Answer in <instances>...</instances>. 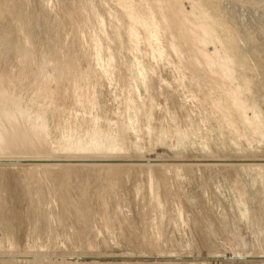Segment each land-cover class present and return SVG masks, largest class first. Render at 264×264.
<instances>
[{"label": "rangeland", "instance_id": "obj_1", "mask_svg": "<svg viewBox=\"0 0 264 264\" xmlns=\"http://www.w3.org/2000/svg\"><path fill=\"white\" fill-rule=\"evenodd\" d=\"M16 1L17 0H15L14 2L16 3ZM47 1L20 0V5L19 3H17L18 4L17 5L13 2L15 9L12 7L13 8L12 10L13 11L16 10V12L18 11L20 13V16H17L15 12L16 15L14 21L10 18L11 16L9 17V15L8 16L3 15L2 12L3 7L0 10V14L3 15L2 17L0 16L1 18L0 29L2 28L0 30V38L2 39V41L5 42V44L4 42L2 43L0 39V44H1L0 48L3 47L0 49V53L2 54V55L0 54V58H1L0 76L1 75L4 76V77L3 76L0 77L1 78L0 84L3 85L2 87H4L2 88L0 86V91L2 90L4 92H8L9 95L11 92L13 93V94L11 93V97L7 99V101L10 103H8L7 101L4 103H8L7 111L14 110L13 115L4 114L5 111L4 108H6L5 107L6 104H4L3 106L2 103H0L1 105L0 123L2 125L0 127V143H1L0 144V157H1L0 158V169H1L0 170V193H1L0 194V200H1L0 201V264H32V262L33 264H43V262L44 264L46 263L47 264H56V263L57 264H74V263L97 264L96 261H98V264H125V263L126 264H134V263L160 264L158 262H161V264L162 263L163 264H170V263L171 264H264V169L261 170L262 174L259 173L260 172L259 168H264L263 167L264 166V113H261L264 110V0H201V1L173 0V3L172 0L169 1L168 0H149V1L126 0L124 2L125 3L124 5L118 4L116 0L115 1L114 0H102V1L101 0H73V1L47 0ZM2 2H0V4ZM135 3L136 5L142 4L143 9L146 10L145 12L148 13V16L149 17L153 16L152 17L153 21L155 20L154 23L157 26V30H156L157 35L155 37L152 38L148 37L145 29L136 24L134 28L137 31V34L139 35L138 40L136 42H133L129 37L127 29L129 28L130 25H134V23L129 22V20L124 18L122 15L126 11L124 9L125 8L124 6L126 5L136 6L133 5ZM147 5L153 6V7L150 6V8L152 9L148 8L149 6ZM155 6L158 7L156 8ZM25 8H27L28 10ZM88 8L90 9L88 10ZM159 8L163 10V13L160 12ZM193 8L196 9L194 10ZM200 8H202L201 12H198L200 11L198 10ZM8 9L11 10L10 7ZM193 11L195 12V14ZM197 12L199 14H196ZM202 12L203 14H201V16L203 18L198 19L200 13ZM70 13L71 15L74 14L75 17L73 18L72 17L73 15L70 17ZM207 13L210 15V17ZM33 14L34 16H32ZM182 14L185 17L186 20L184 19V21L186 22L182 20L181 21L182 23L178 25L179 19L184 18ZM44 15L47 17H45ZM64 15L67 17H65ZM162 16H165V18L168 20L167 23L168 25L162 21ZM24 18L28 20L26 21ZM119 18L120 19L122 18V20H120ZM191 18L192 19L194 18L195 19L194 21L197 24L196 23L194 24L193 23L194 21L191 20ZM35 19L37 22L35 21ZM42 19H44L45 21ZM2 21L3 23L1 26ZM34 21L39 25L37 24L36 26ZM13 22L15 23V25ZM200 22L205 23L208 29L210 28L208 26L213 27L209 29L212 37L210 40H208L209 42H207V44L200 42V38H201L200 36L202 35L201 33L198 32L199 29H197V26L199 25ZM32 23H34L35 25ZM184 23L186 26L184 25ZM202 23H200V25H202ZM10 24L11 26H8ZM17 24L19 25V28L16 27ZM191 24L192 25L194 24V26H192ZM216 24H218V26ZM12 26L14 27L15 30H13ZM34 26L36 28H34ZM4 27L10 29L8 30L10 32L8 39L5 38L3 39L2 31L5 30ZM31 28H33V30ZM184 30L186 31V35ZM191 30L195 32L194 33L195 36H198V37H193V39L196 38L195 43L194 41L192 43H188L189 41L188 38ZM212 30L214 32H211ZM215 31L218 32V33L216 32L218 35L216 36V38H215L216 35ZM13 32L15 35L13 34ZM21 32L22 34L24 33L23 34L24 36L23 35L21 36L20 34ZM254 32L256 35L254 34ZM25 35H26V39H28L30 50L32 52L28 49L29 47L24 48L26 46H22L23 45L22 37L25 39ZM11 39H13L14 41H11ZM94 39H99L97 50L100 52V60L98 61V63H96L93 60L94 56L92 57V55H95V48H96L94 47ZM170 42L173 44V46L175 44L176 48L174 46V49L177 50H174L172 46L169 45ZM91 44L93 45V47ZM195 44L197 47L195 46ZM12 45H14V47ZM7 46H8V51H7ZM18 47L23 51H19ZM25 49L28 50L27 51L28 54ZM215 49L218 50V54H216V57L218 55L223 56L224 54L226 55L228 54L227 56H229L230 59L229 63L231 65V69L233 68L232 72L222 74V70L220 69L219 66L213 65V67H208L207 65H205L206 61H204L205 59L203 55L205 53L211 55L214 53ZM24 50L26 53L24 52ZM14 51H15V56L17 53L19 54L20 52H22L23 54L22 53H21L22 55L17 54L18 57L16 56L17 58L16 59L13 54ZM168 51L170 54L168 53ZM74 52L76 53V55ZM202 52L204 53L202 54ZM54 53L56 54L53 55ZM24 54L27 55L24 56ZM4 55L5 57H3ZM83 55L86 56V61H85V57L82 58ZM191 55L192 57H190ZM22 56L26 57V59H22L23 58ZM200 56L201 58H199ZM61 57L63 58V61ZM78 57H80V59ZM138 57L139 59H137ZM75 58L77 62L75 61ZM90 58L92 59V61L90 60ZM20 59L23 62L25 61L24 65L21 64L22 61ZM19 61L21 62L19 63ZM56 62H60V64ZM31 63L33 64L31 65ZM35 63L37 64L35 65ZM72 63H74L72 65L74 69H72L71 66ZM3 64L4 66H2ZM28 64L30 66H28ZM21 65L23 66L21 67ZM66 65L67 67L68 66L69 67L67 68ZM60 66L62 68L65 67V69H62ZM78 66H80L81 68ZM111 66H113L114 68ZM175 66H177L176 67L177 69L175 68ZM192 66H194L195 68ZM143 67L146 69H144ZM3 71H5L4 73L6 72L7 73L4 74ZM145 71L148 75L145 73ZM33 72L36 73V75H34ZM21 73L23 76L20 75ZM66 73L68 74L66 75ZM6 75L9 76L6 77ZM32 75L35 77L32 78ZM11 76L13 77L12 78L13 82L15 81L14 78L16 79L14 84L13 82H11ZM46 76L47 78L45 79ZM205 76H209V77H205ZM28 77H31L32 79L31 78L28 79ZM82 77L85 78L82 79ZM5 78L8 79V81H6ZM133 78H135L134 81ZM99 80L101 83L99 82ZM76 82L79 84H77ZM55 83L58 86L54 85ZM201 83H203V85ZM243 83L244 86H242ZM15 84H17L16 88H15ZM195 84L197 87L195 86ZM218 84L219 86H217ZM221 84L223 85V87ZM237 86L240 88L241 91V93H239L241 95L239 99H241L243 103L242 110L240 111L235 106V103H233V99L231 98L230 95V92L233 91ZM10 87L12 88V90L13 88L15 90L12 91ZM253 87H255V89ZM8 89H10L11 91H8ZM205 89L209 91H206ZM54 90L57 91L55 92ZM82 90H83V94H80L79 92L82 93ZM197 90L200 92H198ZM51 91L53 95L54 93L56 94L54 96L51 95L52 94ZM254 91L259 93V95H257L256 92L254 93ZM33 95L35 98L33 97ZM42 95H44V97ZM48 95L52 97L50 98V101L48 99L49 98ZM127 95L130 97H128ZM222 95H226L227 97L226 96L225 97L227 99L225 97H222ZM192 96L195 99H193ZM1 99L3 98L1 97ZM26 99L28 101H26ZM223 99H225L226 101ZM227 101H229V103L232 101V103L229 104ZM226 102L228 103V105ZM219 104L222 105L220 106ZM39 105L42 107H40ZM39 112L41 115L39 114ZM232 114L233 115L235 114L234 115L235 117ZM242 114L243 116L241 118ZM254 114H256V116L258 117L257 119L258 121L256 120V122L259 123L258 127L255 129H253V125H250L246 121L252 119ZM260 114H262L263 117ZM4 115L7 116L5 117ZM31 116L33 119L31 118ZM229 116L230 118H228ZM214 119H216V121L218 119L217 123ZM13 121L16 122V125L14 124ZM214 121L216 124L220 126L219 129H217L218 125H216ZM118 124H120L121 126L120 125L118 126ZM240 124H244V125L241 126ZM31 125L32 126L34 125L35 127L33 129H29L31 128ZM14 126L15 129L17 128V126L23 127L24 132L28 131V129L29 131H31L32 136L38 139V141L35 143L36 145H34L33 147L36 148L37 150H32L24 146L22 143L25 142L24 140L25 138H21L16 134L13 135V132H11V130H14ZM26 126L28 129L26 128ZM6 128L10 130L6 131ZM122 129L125 132H123ZM65 130L67 131L66 133ZM249 132H251L253 135H251V133ZM121 134L124 136L120 137ZM115 135L118 137H116ZM228 136L230 137V139ZM108 137H111L112 139L111 138L109 139ZM119 137L122 139H120ZM12 138H14L15 140L14 139L12 140ZM240 138H242V140ZM18 139H20L21 143H19ZM12 141L15 142L14 143L15 145L13 144ZM97 142L99 143V145ZM120 142L121 145H119ZM71 144L75 146L77 152L78 150H80L83 151V153L80 151H79L80 153L79 152L77 153L76 151L73 153L71 149L72 148ZM10 145L16 148L15 149L11 148ZM96 145H98L101 148H99ZM120 146L123 148H121ZM90 147L92 148L91 149L92 151L89 150ZM108 147H111L113 151L103 153V151L106 150ZM145 148L146 150H144ZM69 149L71 150V152H69ZM27 150L29 153L27 152ZM61 151L63 154L61 153ZM66 152L69 154H67ZM16 154L19 156H17ZM35 155L36 156L52 155V157L55 158V160H57V158L62 159L64 155L67 156L69 155L68 158L67 157L63 158L64 162L60 160L61 161V165H59L61 167L60 170L63 171L64 169H68V170L72 169L71 170L72 172L73 171L77 172V170L80 169V172L83 174L80 176L84 180L87 176L86 181L88 180L87 181L88 184L91 186L94 185L91 188L93 189L94 187H96L97 190L101 189L103 185V183L101 184V182H104L100 180V174H102L103 171L108 168L107 164H113V167L117 169L119 173H121L122 178H120L119 183L120 181L123 182L120 184L121 185L120 187L118 184L119 188L117 187L115 191L116 193H113V191L112 193L110 192L111 193V195H109L110 206L106 208V210H108L107 212L109 215H113L114 214L113 212L116 213V215L114 214V217L115 218L117 217L118 219L116 218L117 223L115 224L118 226L120 225L121 226L120 228H122V230H118L115 228L113 229V227L102 226L103 222H101L100 219H98L99 221H97L96 217H99V214H96V212L98 213L99 210L96 209L97 205L94 202L91 204L92 207H90V209L92 210L90 214L91 220L89 221L88 228L86 230H81L80 232V230L77 228L74 229L70 228L72 227L71 224H67V226L65 225V223L63 224L62 220H60L62 213L58 212L56 213L57 215H55L57 203H55L52 200H55V198L57 197H54L52 193L53 190L51 188L52 184L50 181L53 179V177L57 178L58 176V178H60L59 177L60 175L58 174L56 176L53 175V177L52 176L49 177L50 179L47 178L48 180H46L45 178H43L42 180L39 179L38 181L40 183L38 181L37 182L35 181L33 175H30L32 178L30 176L29 178H26L28 177V175H26L25 173L28 174L29 172L26 171L25 168L26 166L24 165H26V161L31 160L30 159L31 156H35ZM101 156L102 157L112 156V158H114V160L117 161L115 163L114 162L110 163L112 160L109 159V157L103 159ZM79 157L82 160H86V161L88 160L89 162H91L92 166L90 165V167H84L85 169L81 167H77V162H78L77 160L79 159ZM93 159L95 162L93 161ZM102 160L103 162L104 161L105 162L102 163ZM96 163H99V165ZM162 163L164 164V166ZM72 165L75 166L73 167ZM88 170H90V172ZM151 170L163 171L162 173L163 178H166L169 181V182L167 181L169 184L168 190L170 191V193H174L175 197L172 196V199L167 198V200L159 199L158 200L159 203L158 201L155 202V199L152 198L154 195L153 194L154 190L153 188L150 189V185L153 184L155 186L156 181L155 178L150 179L149 177V171ZM99 171L102 172L99 173ZM90 173H91L90 175L91 178L89 177ZM157 175L160 176V174ZM162 175L160 176L161 178ZM39 176H42V174L39 173ZM146 176H148L149 179ZM58 178L56 180H59ZM95 178L96 180L98 179L97 180L98 183L95 180ZM29 179L32 182L29 181ZM141 179L143 181H141ZM89 181L90 182L92 181L91 182L92 184ZM27 182H29L31 185L29 184L30 185L29 186ZM34 185H36L38 189L35 188ZM31 187L33 189L35 188L34 190L37 196L32 195L34 194V190ZM29 189H32L33 192L30 191ZM24 190L26 191V193L29 194L27 195ZM152 191L153 193H151ZM137 193L139 195H137ZM26 197L28 198L26 199ZM29 200L31 201V203L29 202ZM37 200H39L40 203L39 202L37 203ZM118 205L119 207L120 206L121 207L118 208ZM111 208L112 209L116 208V209L114 211ZM119 209L121 210L119 211ZM135 213L137 214L135 215ZM129 220L133 222L136 221L137 224L132 222L128 224L130 222ZM20 221L23 224L20 223ZM118 222L121 224H118ZM124 223L125 224L127 223L129 227H127L128 225L126 226ZM132 224L134 225V228ZM37 225L39 226V228H37L38 227ZM128 228H132L130 229L131 232ZM142 228L144 229V233L142 232L143 231ZM67 230H69V232ZM102 231H104L105 233ZM135 231L136 233H138L139 231L140 234L144 236L145 240L142 235H139V233L136 234ZM145 231L146 232L148 231L147 232L148 234ZM69 233L71 236L69 235ZM134 233L136 236L133 238ZM35 235L38 236L36 237ZM146 235L147 237H145ZM67 236L69 241L66 239ZM104 236H106V238ZM60 238L62 240H60ZM83 238L85 242H81V240L83 241ZM148 238L149 240L147 241L146 239ZM55 239H57V241ZM135 239H137L136 242ZM140 239L143 242L145 241L147 243L142 244V241ZM103 240L106 241L107 244ZM110 241H112L113 243L112 242L110 243ZM148 242L150 245L148 244ZM57 246H58V250H56ZM105 249L106 251H104ZM61 250H62V254H61ZM72 253L73 255H71ZM114 253L116 254L114 255ZM46 256L48 257V259L46 258ZM46 261H48L49 263ZM71 261L73 262L71 263Z\"/></svg>", "mask_w": 264, "mask_h": 264}, {"label": "bare ground", "instance_id": "obj_2", "mask_svg": "<svg viewBox=\"0 0 264 264\" xmlns=\"http://www.w3.org/2000/svg\"><path fill=\"white\" fill-rule=\"evenodd\" d=\"M3 1V2H2ZM2 1H0V2H2L1 4H0V10H1V8H2V12H3V15H6V16H8L9 15V17L14 21V18H15V15L17 14V16H20V13L17 11L16 12V10L15 11H13L12 9L14 8V5H13V2L15 1V0H2ZM18 1V2H17ZM16 1V3L15 4H17V3H19V5H20V0H17ZM47 1V0H46ZM52 1V0H51ZM65 1V0H64ZM70 1V0H69ZM73 1V0H72ZM102 1V0H101ZM115 1V0H114ZM126 0H116V2L118 3V4H125L124 2H125ZM135 1V0H134ZM149 1V0H148ZM169 1V0H168ZM199 1H201V0H199ZM198 1V2H199ZM37 2V1H36ZM48 2V1H47ZM105 2V1H104ZM110 2V1H109ZM161 2V1H160ZM167 2V1H166ZM171 2V1H170ZM197 2V1H196ZM22 3V2H21ZM43 3H45V2H43ZM66 3V2H65ZM70 3V2H69ZM73 3V2H72ZM103 3V2H102ZM106 3V2H105ZM114 3V2H113ZM172 3H173V0H172ZM178 3V2H177ZM53 4V3H52ZM90 4V3H89ZM158 4V3H157ZM180 4V3H179ZM201 4V3H200ZM18 5V4H17ZM16 5V6H17ZM25 5V4H24ZM31 5H32V2H31ZM60 5V4H59ZM69 5H72V4H69ZM74 5V4H73ZM133 5H136V3L135 4H133ZM146 5V4H145ZM161 5V4H160ZM159 5V6H160ZM178 5V4H177ZM199 5V4H198ZM22 6H23V4H22ZM54 6V5H53ZM128 6V7H127ZM147 6H149V5H147ZM151 6V5H150ZM150 6L148 7V8H150ZM174 6V5H173ZM194 6V5H193ZM197 6V5H196ZM235 6V5H234ZM252 6V5H251ZM11 8V10L10 9H8V8ZM13 7V8H12ZM64 7V6H63ZM67 7V6H66ZM72 7V6H71ZM86 7H88V6H86ZM125 8V13H123V17L124 18H126L127 20H129V22H132V23H134V25H130L129 26V28L127 29L128 31V34H129V37L131 38V40L133 41V42H136L137 40H138V37H139V35L137 34V31L135 30V28H134V26H135V24L136 25H138V26H141L142 28H144L145 29V31H146V33H147V35H148V37H150V38H152V37H155L156 35H157V26L155 25V23H154V21H153V16L152 17H149L148 16V13H146L145 11L146 10H144L143 9V5L142 4H137L136 6H129V5H126V6H124ZM145 7V6H144ZM151 7H153V6H151ZM156 7V6H155ZM158 7V6H157ZM156 7V8H157ZM168 7H170V6H168ZM179 7V6H178ZM198 7V6H197ZM262 7V6H261ZM53 8V7H52ZM56 8H58V7H56ZM92 8V7H91ZM115 8V7H114ZM199 8V7H198ZM15 9V8H14ZM25 9H27V8H25ZM33 9V8H32ZM36 9V8H35ZM50 9V8H49ZM68 9H70V8H68ZM68 9H66V10H68ZM90 8H88V10H89ZM150 9H152V8H150ZM160 9V8H159ZM172 9V8H171ZM175 9V8H174ZM194 9V8H193ZM196 9V8H195ZM194 9V10H195ZM201 9L202 8H200V9H198V10H200V11H198V12H201ZM28 10V9H27ZM56 10V9H55ZM92 10V9H91ZM178 10V9H177ZM180 10V9H179ZM183 10V9H182ZM35 11V10H34ZM54 11V10H53ZM57 11V10H56ZM149 11V10H148ZM165 11V10H164ZM175 11V10H174ZM184 11V10H183ZM203 11V10H202ZM253 11V10H252ZM15 12H16V14H15ZM25 12V11H24ZM38 12V11H37ZM63 12V11H62ZM160 12L161 13H163V10L162 9H160ZM173 12V11H172ZM182 12V11H181ZM185 12V11H184ZM194 12V11H193ZM196 13V14H199V13ZM206 12H207V9H206ZM40 13V12H39ZM47 13V12H46ZM53 13V12H52ZM60 13V12H59ZM87 13V12H86ZM178 13V12H177ZM180 13V12H179ZM191 13V12H190ZM27 14V13H26ZM31 14V13H30ZM29 14V15H30ZM54 14V13H53ZM67 14V13H66ZM175 14H176V12H175ZM192 14V13H191ZM194 14H195V12H194ZM201 14H203V12L202 13H200V16H201ZM208 14V13H207ZM206 14V15H207ZM254 14V13H253ZM3 15H1L0 14V16L2 17ZM22 15V14H21ZM42 15H43V13H42ZM51 15V14H50ZM73 15V16H72ZM71 15V13H70V17L72 16L73 18L75 17L74 16V14H72ZM80 15V14H79ZM86 15V14H85ZM160 15H162V14H160ZM164 15V14H163ZM174 15V14H173ZM183 15V14H182ZM186 15V14H185ZM188 15V14H187ZM209 15V14H208ZM207 15V16H208ZM27 16V15H26ZM32 16H34V14L32 15ZM32 16H31V18H32ZM37 16V15H36ZM45 16V15H44ZM43 16V17H44ZM62 16V15H61ZM65 16V15H64ZM68 16H69V14H68ZM121 16V15H120ZM155 16V15H154ZM178 16V15H177ZM180 16V15H179ZM197 16V15H196ZM199 16V18L198 19H202L203 17L201 16L200 17ZM206 16V17H207ZM8 17V18H9ZM23 17V16H22ZM45 17H47V16H45ZM65 17H67V16H65ZM93 17V16H92ZM95 17V16H94ZM103 17V16H102ZM114 17H116V16H114ZM174 17H176V16H174ZM183 17H184V15H183ZM190 17V16H189ZM193 17H194V15H193ZM198 17V16H197ZM209 17H210V15H209ZM213 17V16H212ZM211 17V18H212ZM62 18H64V17H62ZM83 18V17H82ZM97 18V17H96ZM156 18V17H155ZM1 19V18H0ZM2 19H5V18H2ZM25 19V18H24ZM30 19V18H29ZM34 19V18H33ZM32 19V20H33ZM89 19V18H88ZM120 19V18H119ZM184 19H185V17L183 18V19H179V22H178V25H180L182 22V20L184 21ZM213 19V18H212ZM8 20V19H7ZM11 20V21H12ZM22 20H23V18H22ZM26 21L28 20V19H25ZM31 20V21H32ZM42 20H44V19H42ZM63 20H65V19H63ZM71 20V19H70ZM87 20V19H86ZM99 20V19H98ZM120 20H122V18L120 19ZM178 20V19H177ZM186 20V19H185ZM191 20H195L194 18L192 19L191 18ZM4 21V20H3ZM3 21L1 22V26H2V23H3ZM10 21V20H9ZM18 21V20H17ZM17 21H16V23H17ZM19 21H20V19H19ZM35 21H36V19H35ZM35 21H34V23H35ZM45 21V20H44ZM60 21V20H59ZM68 21V20H67ZM76 21V20H75ZM79 21V20H78ZM157 21V20H156ZM162 21L163 22H165V24H167L168 23V20L165 18V16H162ZM200 21V20H199ZM202 21H204V20H202ZM5 22H6V20H5ZM29 22V21H28ZM37 22V21H36ZM63 22V21H62ZM80 22V21H79ZM98 22V21H97ZM108 22V21H107ZM121 22V21H120ZM161 22V21H160ZM159 22V23H160ZM184 22H186V21H184ZM197 22H198V20H197ZM14 23V22H13ZM25 23V22H24ZM34 23H32V24H34ZM45 23V22H44ZM132 23H130V24H132ZM190 23H191V21H190ZM194 24L196 23L195 21L193 22ZM200 23H202V22H200ZM200 23H199V25L197 26V29H199L198 30V32L199 33H201V35L202 36H200L201 38H200V42H202V43H205V44H207V42H209L208 40H210L211 39V37H212V35H211V33H210V28H213V27H211V26H208V27H210L209 29L207 28V26L205 25V23H202V25H200ZM209 23V22H208ZM19 24V23H18ZM17 24V25H18ZM31 24V23H30ZM36 24V26H37V24L38 23H35ZM34 24V25H35ZM74 24V23H73ZM84 24V23H83ZM98 24V23H97ZM113 24V23H112ZM121 24V23H120ZM188 24V23H187ZM194 24L192 25V26H194ZM197 24V23H196ZM203 24H204V26H203ZM207 24V23H206ZM14 25H15V23H14ZM13 25V26H14ZM16 25V27H18L19 28V25L17 26ZM24 25V24H23ZM22 25V26H23ZM39 25V24H38ZM42 25H43V23H42ZM77 25V24H76ZM128 25V24H127ZM168 25V24H167ZM184 25H185V23H184ZM217 26H218V24H216ZM5 26V25H4ZM8 26H11V24L10 25H8ZM12 26V28H13V30H15L14 29V27ZM26 26V25H25ZM30 26V25H29ZM40 26H41V24H40ZM87 26V25H86ZM99 26V25H98ZM173 26V25H172ZM182 26V25H181ZM186 26V25H185ZM184 26V27H185ZM31 27V26H30ZM57 27V26H56ZM118 27H120V26H118ZM127 27V26H126ZM163 27V26H162ZM166 27V26H165ZM188 27V26H187ZM25 28V27H24ZM34 28H36L35 26H34ZM41 28H42V26H41ZM77 28V27H76ZM82 28V27H81ZM137 28V27H136ZM186 28V27H185ZM218 28V27H217ZM2 29V28H1ZM0 29V30H1ZM4 29L5 30H3L2 31V33H3V39L5 38V39H8V36H9V34H10V32L8 31V30H10V29H8V28H6V27H4ZM17 29V28H16ZM32 30H33V28H31ZM40 29V28H39ZM94 29V28H93ZM120 29V28H119ZM183 29V28H182ZM223 29V28H222ZM18 30V29H17ZM20 30V29H19ZM21 30H22V28H21ZM41 30V29H40ZM54 30V29H53ZM166 30V29H165ZM179 30H181V29H179ZM213 30H215V29H213ZM211 31V32H214V31ZM247 30V29H246ZM47 31H49V30H47ZM71 31V30H70ZM76 31V30H75ZM81 31V30H80ZM119 31V30H118ZM169 31V30H168ZM167 31V32H168ZM196 31V30H195ZM12 32V31H11ZM20 32V31H19ZM23 32H24V30H23ZM29 32H30V30H29ZM57 32V31H56ZM92 32V31H91ZM161 32V31H160ZM163 32V31H162ZM171 32V31H170ZM184 32H185V35H186V31L184 30ZM217 31H215V33H216ZM251 32V31H250ZM262 32V31H261ZM39 33V32H38ZM41 33V32H40ZM69 33V32H68ZM78 33V32H77ZM194 33L195 32H193L192 30L190 31V34H189V41H188V43H192L193 41H194V43H195V39L196 38H194L193 39V37H198V36H195L194 35ZM197 33V32H196ZM218 33V32H217ZM217 33H216V35H215V38H216V36H218L217 35ZM13 34H14V32H13ZM21 34V36L24 34H22V32L20 33ZM19 34V35H20ZM26 34V33H25ZM58 34V33H57ZM83 34V33H82ZM167 34V33H166ZM254 34H255V32H254ZM2 35V34H1ZM11 35H12V33H11ZM15 35V34H14ZM28 35V34H27ZM162 35V34H161ZM169 35V34H168ZM173 35V34H172ZM214 35V34H213ZM256 35V34H255ZM24 36V35H23ZM87 36V35H86ZM165 36V35H164ZM163 36V37H164ZM15 37V36H14ZM46 37V36H45ZM53 37V36H52ZM77 37V36H76ZM93 37V36H92ZM170 37H171V34H170ZM173 37V36H172ZM175 37H176V35H175ZM21 38V37H20ZM37 38V37H36ZM39 38V37H38ZM182 38H184V37H182ZM186 38H187V36H186ZM247 38V37H246ZM1 39V38H0ZM15 39V38H14ZM22 42H23V45L22 46H26V47H24V48H28L29 50H30V46H29V43H28V39H26V35H25V39L22 37ZM50 39V38H49ZM87 39V38H86ZM161 39V38H160ZM165 39V38H164ZM198 39V38H197ZM217 39H218V37H217ZM222 39V38H221ZM250 39H252V38H250ZM255 39V38H254ZM10 40V39H9ZM57 40V39H56ZM77 40H78V38H77ZM246 40V39H245ZM11 41H14L13 39H11ZM16 41V40H15ZM33 41V40H32ZM50 41V40H49ZM51 41H52V39H51ZM98 41H99V39H94V47H96L95 48V55H92V57L94 56V58H93V60L96 62V63H98V61L100 60V52L97 50V45H98ZM141 41V40H140ZM162 41V40H161ZM173 41V40H172ZM171 41V42H172ZM1 42L3 43L4 41H2V39H1ZM10 42V41H9ZM57 42V41H56ZM92 42V41H91ZM170 42V43H171ZM175 42H177V41H175ZM179 42H180V40H179ZM199 42V41H198ZM220 42V41H219ZM230 42V41H229ZM255 42V41H254ZM17 43V42H16ZM40 43V42H39ZM86 43V42H85ZM162 43V42H161ZM169 43V45H171L172 46V48L174 49V46H175V44H174V46H173V44L171 43L170 44ZM197 43V42H196ZM213 43H215V42H213ZM4 44H5V42H4ZM11 44V43H10ZM67 44V43H66ZM120 44V43H119ZM167 44V43H166ZM180 44V43H179ZM184 44V43H183ZM9 45V44H8ZM78 45V44H77ZM92 45V44H91ZM190 45V44H189ZM0 46H1V44H0ZM13 47H14V45H12ZM45 46V45H44ZM129 46H131V45H129ZM195 46H196V44H195ZM5 47H6V45H5ZM49 47V46H48ZM78 47V46H77ZM81 47V46H80ZM84 47V46H83ZM87 47V46H86ZM85 47V48H86ZM92 47H93V45H92ZM168 47V46H167ZM166 47V48H167ZM191 47H193V46H191ZM197 47V46H196ZM1 48H3V47H1ZM0 48V49H1ZM11 48V47H10ZM23 48V47H22ZM23 48V49H24ZM36 48V47H35ZM141 48V47H140ZM164 48V47H163ZM175 48H176V46H175ZM255 48V47H254ZM257 48H258V46H257ZM18 49H19V47H18ZM48 49V48H47ZM73 49V48H72ZM145 49V48H144ZM200 49V48H199ZM199 49H198V51H199ZM14 50H15V48H14ZM16 50H17V48H16ZM26 50V52L28 51L27 49H25ZM25 50H24V52H25ZM51 50V49H50ZM71 50V49H70ZM69 50V51H70ZM143 50V49H142ZM168 50V49H167ZM170 50V49H169ZM174 50H177V49H174ZM205 50V49H204ZM7 51H8V46H7ZM9 51H10V49H9ZM12 51V50H11ZM19 51H23V50H21V49H19ZM31 51V50H30ZM90 51V50H89ZM92 51V50H91ZM102 51H103V49H102ZM4 52V51H3ZM25 52V53H26ZM32 52V51H31ZM42 52V51H41ZM63 52V51H62ZM94 52V51H93ZM136 52V51H135ZM205 52V51H204ZM204 52H202V54L204 53ZM254 52V51H253ZM9 53V52H8ZM22 52H20L18 55H20ZM50 53V52H49ZM61 53V52H60ZM75 53V52H74ZM82 53H84V52H82ZM168 53H169V51H168ZM1 54V53H0ZM5 54V53H4ZM13 54H14V56H15V51L13 52ZM17 54H16V56H17ZM23 54V53H22ZM21 54V55H22ZM27 54H28V52H27ZM26 54V55H27ZM37 54V53H36ZM45 54V53H44ZM48 54V53H47ZM56 53H54L53 55H55ZM70 54V53H69ZM79 54H81V53H79ZM92 54V53H91ZM170 54V53H169ZM192 54V53H191ZM197 54V53H196ZM213 54H214V56H213ZM213 54H211V55H208V54H204L203 55V57H204V61H206V64L205 65H207L208 67H213V65H216V66H219L220 67V69L222 70V74L223 73H230V72H232V69H231V65H230V59H229V56H227L226 54H224L223 56H217L216 57V54H218V50L217 49H215V51H214V53ZM2 55V54H1ZM7 55V54H6ZM10 55V54H9ZM25 54H24V56H26ZM30 55V54H29ZM28 55V56H29ZM34 55V54H33ZM41 55V54H40ZM58 55V54H57ZM56 55V56H57ZM75 55H76V53H75ZM84 55H86V54H84ZM83 55V57L82 58H84L85 57V61H86V56H84ZM177 55V54H176ZM188 55V54H187ZM16 56H15V58H16ZM24 56H22L23 58L22 59H26V57H24ZM27 56V57H28ZM31 56H32V54H31ZM35 56V55H34ZM33 56V57H34ZM45 56V55H44ZM52 56V55H51ZM62 56V55H61ZM80 56H82V55H80ZM111 56V55H110ZM172 56H173V54H172ZM199 56V55H198ZM3 57H5V55L3 56ZM18 57V56H17ZM43 57V56H42ZM59 57H60V55H59ZM64 57H66V56H64ZM75 57V56H74ZM105 57V56H104ZM108 57V56H107ZM183 57V56H182ZM190 57H192V55L190 56ZM32 58V57H31ZM30 58V59H31ZM39 58V57H38ZM49 58V57H48ZM54 58V57H53ZM52 58V59H53ZM62 58V57H61ZM76 58H77V56H76ZM76 58H75V61H76ZM79 59H80V57H78ZM111 58V57H110ZM184 58H185V56H184ZM183 58V59H184ZM198 58V57H197ZM199 58H201V56L199 57ZM1 59V58H0ZM17 59V58H16ZM37 59V58H36ZM40 59H41V57H40ZM56 59V58H55ZM107 59V58H106ZM114 59V58H113ZM137 59H139V57L137 58ZM177 59V58H176ZM13 60V59H12ZM19 60V59H18ZM21 60V59H20ZM32 60V59H31ZM30 60V61H31ZM34 60V59H33ZM67 60V59H66ZM74 60V59H73ZM72 60V61H73ZM82 60V59H81ZM90 60L92 61V59L90 58ZM105 60V59H104ZM143 60V59H142ZM172 60V59H171ZM202 60V59H201ZM258 60V59H257ZM17 61V60H16ZM22 61V60H21ZM21 61H19V63L21 62ZM29 61V60H28ZM61 61V60H60ZM62 61H63V58H62ZM65 61V60H64ZM78 61H80V60H78ZM84 61V62H85ZM130 61V60H129ZM186 61V60H185ZM18 62V61H17ZM23 62V61H22ZM21 62V64H23L24 65V62L22 63ZM77 62V61H76ZM145 62V61H144ZM149 62V61H148ZM169 62V61H168ZM183 62H184V60H183ZM194 62V61H193ZM6 63V62H5ZM28 63H30V62H28ZM39 63V62H38ZM43 63V62H42ZM53 63H54V61H53ZM56 63H59L60 64V62H56ZM75 63V62H74ZM74 63H72L71 64V66L74 64ZM121 63V62H120ZM235 63V62H234ZM2 64V63H1ZM11 64V63H10ZM9 64V65H10ZM13 64V63H12ZM15 64V63H14ZM33 63H31V65H32ZM37 63H35V65H36ZM92 64V63H91ZM173 64V63H172ZM185 64H187V63H185ZM204 64V63H203ZM23 65H21V67L23 66ZM41 65V64H40ZM55 65V64H54ZM63 65V64H62ZM79 65H80V63H79ZM81 65H82V63H81ZM146 65H148V64H146ZM174 65V64H173ZM234 65V64H233ZM1 66V65H0ZM2 66H4V64L2 65ZM13 66H16V65H13ZM25 66H27V65H25ZM28 66H30L29 64H28ZM44 66V65H43ZM42 66V67H43ZM64 66V65H63ZM77 66V65H76ZM95 66V65H94ZM100 66V65H99ZM158 66V65H157ZM186 66V65H185ZM203 66V65H202ZM20 67V68H21ZM33 67H34V65H33ZM37 67V66H36ZM41 67V66H40ZM57 67H58V65H57ZM61 67V66H60ZM60 67H59V69H60ZM66 67H67V65H66ZM69 67V66H68ZM67 67V68H68ZM74 67H75V65H74ZM78 67H80V66H78ZM77 67V68H78ZM104 67V66H103ZM111 67H113V66H111ZM119 67V66H118ZM145 67V66H144ZM143 67V68H144ZM148 67V66H147ZM177 66H175V68H176ZM179 67V66H178ZM188 67H189V65H188ZM192 67H194V66H192ZM204 67V66H203ZM5 68V67H4ZM26 68V67H25ZM28 68V67H27ZM31 68V67H30ZM38 68H39V65H38ZM62 68V67H61ZM66 68V69H67ZM76 68V69H77ZM81 68V67H80ZM79 68V69H80ZM114 68V67H113ZM153 68H154V66H153ZM183 68V67H182ZM181 68V69H182ZM195 68V67H194ZM197 68V67H196ZM206 68V67H205ZM216 68V67H215ZM8 69V68H7ZM13 69V68H12ZM54 69H55V67H54ZM62 69H65V67L64 68H62ZM72 69H74L73 68V66H72ZM83 69V68H82ZM144 69H146V68H144ZM177 69V68H176ZM175 69V70H176ZM187 69V68H186ZM29 70V69H28ZM34 70H35V68H34ZM43 70V69H42ZM57 70H58V68H57ZM85 70V69H84ZM116 70V69H115ZM21 71H23V70H21ZM25 71H26V69H25ZM45 71V70H44ZM64 71V70H63ZM66 71H68V70H66ZM71 71V70H70ZM80 71V70H79ZM95 71V70H94ZM155 71H156V69H155ZM169 71V70H168ZM171 71V70H170ZM194 71H195V69H194ZM218 71V70H217ZM237 71V70H236ZM5 71H3V73H4ZM42 72V71H41ZM54 72V71H53ZM52 72V73H53ZM58 72V71H57ZM74 72V71H73ZM72 72V73H73ZM117 72V71H116ZM159 72V71H158ZM205 72V71H204ZM213 72V71H212ZM2 73V74H3ZM7 73V72H6ZM6 73H4V74H6ZM22 73H24V72H22ZM22 73L20 74V75H22ZM34 73V72H33ZM45 73V72H44ZM60 73V72H59ZM70 73V72H69ZM75 73V72H74ZM78 73H80V72H78ZM86 73H88V72H86ZM112 73V72H111ZM134 73V72H133ZM145 73H146V71H145ZM182 73V72H181ZM180 73V74H181ZM184 73V72H183ZM203 73V72H202ZM68 73H66V75H67ZM93 74V73H92ZM99 74V73H98ZM147 74V73H146ZM166 74V73H165ZM185 74V73H184ZM191 74H192V72H191ZM198 74H199V72H198ZM206 74V73H205ZM26 75H27V73H26ZM30 75H31V73H30ZM34 75H36V73H34ZM42 75V74H41ZM85 75V74H84ZM83 75V76H84ZM148 75V74H147ZM162 75V74H161ZM187 75V74H186ZM189 75V74H188ZM208 75V74H207ZM238 75V74H237ZM248 75V74H247ZM3 75H1L0 77H2ZM9 76V75H8ZM7 75H6V77H8ZM23 76V75H22ZM21 76V77H22ZM44 76V75H43ZM82 76V75H81ZM113 76V75H112ZM176 76V75H175ZM4 77V76H3ZM33 77H35V76H33L32 75V78ZM42 77V76H41ZM40 77V78H41ZM50 77V76H49ZM179 77V76H178ZM186 77V76H185ZM205 77H209V76H205ZM222 77V76H221ZM220 77V78H221ZM12 76H11V82H13V80H12ZM23 78V77H22ZM31 77H28V79H30ZM31 78V79H32ZM47 78V76L45 77V79ZM55 78V77H54ZM74 78H76V77H74ZM83 78H85V77H82V79ZM173 78V77H172ZM176 78V77H175ZM196 78V77H195ZM216 78V77H215ZM234 78V77H233ZM250 78V77H249ZM1 79V78H0ZM6 79V78H5ZM27 79V80H28ZM37 79V78H36ZM35 79V80H36ZM44 79V78H43ZM50 79V78H49ZM48 79V80H49ZM70 79V78H69ZM76 79H78V78H76ZM134 79L135 78H133V81H134ZM137 79V78H136ZM164 79V78H163ZM162 79V80H163ZM170 79V78H169ZM200 79V78H199ZM222 79V78H221ZM14 80L16 81V79L14 78ZM23 80V79H22ZM26 80V79H25ZM38 80V79H37ZM41 80V79H40ZM40 80H39V83H40ZM71 80V79H70ZM156 80V79H155ZM171 80H173V79H171ZM171 80H170V83H171ZM201 80V79H200ZM207 80V79H206ZM238 80V79H237ZM245 80V79H244ZM6 81H8V79H6ZM10 81V80H9ZM15 81L13 82V84L15 83ZM43 81V80H42ZM44 81H46V80H44ZM51 81V80H50ZM59 81V80H58ZM69 81V80H68ZM80 81V80H79ZM94 81V80H93ZM108 81V80H107ZM123 81V80H122ZM127 81V80H126ZM205 81V80H204ZM4 82V81H3ZM23 82V81H22ZM31 82V81H30ZM77 82H78V80H77ZM76 82V83H77ZM81 82V81H80ZM86 82V81H85ZM89 82V81H88ZM98 82V81H97ZM99 82H100V80H99ZM121 82V81H120ZM150 82V81H149ZM189 82V81H188ZM191 82V81H190ZM193 82V81H192ZM203 82V81H202ZM209 82V81H208ZM219 82V81H218ZM242 82H243V80H242ZM249 82V81H248ZM1 83V82H0ZM45 83V82H44ZM60 83H61V81H60ZM75 83V84H76ZM94 83V82H93ZM101 83V82H100ZM117 83V82H116ZM186 83V82H185ZM194 83V82H193ZM196 83V82H195ZM204 83H206V82H204ZM4 84V83H3ZM8 84H9V82H8ZM32 84V83H31ZM42 84V83H41ZM59 84V83H58ZM70 84V83H69ZM74 84V85H75ZM77 84H79V83H77ZM83 84V83H82ZM115 84V83H114ZM132 84V83H131ZM180 84V83H179ZM202 85H203V83H201ZM234 84V83H233ZM232 84V85H233ZM242 84V83H241ZM258 84V83H257ZM256 84V85H257ZM16 85L17 84H15V88H16ZM50 85V84H49ZM54 85H57L56 83L54 84ZM60 85V84H59ZM136 85V84H135ZM209 85H211V84H209ZM222 85V84H221ZM0 86L2 87L3 85H1L0 84ZM6 86V85H5ZM37 86V85H36ZM47 86V85H46ZM58 86V85H57ZM79 86V85H78ZM100 86V85H99ZM185 86V85H184ZM183 86V87H184ZM187 86V85H186ZM195 86H196V84H195ZM206 86V85H205ZM217 86H219V84L217 85ZM240 86V85H239ZM242 86H244V83H243V85ZM253 86H255V85H253ZM76 87V86H75ZM83 87H84V85H83ZM129 87H131V86H129ZM175 87V86H174ZM197 87V86H196ZM222 87H223V85H222ZM2 88H4V87H2ZM18 88V87H17ZM31 88V87H30ZM41 88V87H40ZM39 88V89H40ZM49 88H50V86H49ZM74 88V87H73ZM91 88V87H90ZM113 88V87H112ZM176 88V87H175ZM174 88V89H175ZM186 88V87H185ZM204 88H206V87H204ZM226 88V87H225ZM230 88H231V86H230ZM254 89H255V87H253ZM260 88V87H259ZM7 89V88H6ZM10 89L12 90V88L10 87ZM10 89H8V91H11ZM43 89V88H42ZM75 89V88H74ZM83 89V88H82ZM86 89V88H85ZM89 89V88H88ZM121 89V88H120ZM130 89V88H129ZM134 89V88H133ZM157 89V88H156ZM177 89H178V86H177ZM182 89V88H181ZM184 89V88H183ZM187 89V88H186ZM194 89V88H193ZM203 89V88H202ZM253 89V90H254ZM258 89V88H257ZM15 89L13 88V90L12 91H14ZM33 90V89H32ZM35 90V89H34ZM52 90V89H51ZM73 90V89H72ZM206 90V89H205ZM25 91H26V89H25ZM37 91V90H36ZM50 91V90H49ZM55 91V90H54ZM57 91V90H56ZM55 91V92H56ZM76 91V90H75ZM75 91H74V94H75ZM85 91V90H84ZM89 91V90H88ZM87 91V92H88ZM92 91V90H91ZM90 91V92H91ZM102 91H103V89H102ZM134 91V90H133ZM184 91V90H183ZM186 91V90H185ZM193 91H195V90H193ZM198 91V90H197ZM206 91H209V90H206ZM216 91V90H215ZM219 91V90H218ZM259 91V90H258ZM30 92V91H29ZM32 92V91H31ZM42 92V91H41ZM46 92V91H45ZM89 92V93H90ZM107 92H108V90H107ZM122 92H123V90H122ZM126 92V91H125ZM131 92V91H130ZM169 92V91H168ZM198 92H200V91H198ZM203 92V91H202ZM227 92H228V90H227ZM245 92V91H244ZM250 92V91H249ZM253 92V91H252ZM251 92V93H252ZM256 91H254V93H255ZM12 93V92H11ZM11 93H10V95H9V93L8 92H4V91H0V95H1V97L3 98V99H1V97H0V99H1V101H0V103H2V105L4 106V104H6L5 105V107L6 108H4V114H9V115H13V113H14V110H12V111H7L8 110V103H10V102H8L7 101V99L8 98H10L11 97ZM39 93V92H38ZM49 93V92H48ZM51 93H52V91H51ZM71 93V92H70ZM80 94H83V90H82V93L81 92H79ZM93 93V92H92ZM135 93V92H134ZM188 93H190V92H188ZM212 93H213V91H212ZM212 93H211V95H212ZM220 93H221V91H220ZM239 93H241V91H240V88L237 86L233 91H231L230 92V95H231V98L233 99V103H235V106L237 107V109L240 111V110H242V106H243V103H242V101H241V99H239L240 98V94ZM257 93V92H256ZM13 94V93H12ZM18 94V93H17ZM56 93H54V95H55ZM68 94V93H67ZM78 94V93H77ZM86 94V93H85ZM99 94V93H98ZM130 94V93H129ZM152 94H154V93H152ZM167 94V93H166ZM186 94V93H185ZM193 94V93H192ZM202 94H204V93H202ZM215 94V93H214ZM217 94V93H216ZM224 94V93H223ZM25 95V94H24ZM27 95V94H26ZM29 95V94H28ZM46 95H47V93H46ZM50 95V94H49ZM48 95V96H49ZM51 95H53V93L51 94ZM53 95V96H54ZM58 95V94H57ZM88 95V94H87ZM188 95V94H187ZM194 95H195V93H194ZM198 95V94H197ZM196 95V96H197ZM221 95V94H220ZM227 95V94H226ZM226 95H222V97H225ZM251 95V94H250ZM257 95H259V93H257ZM31 96V95H30ZM29 96V97H30ZM38 96V95H37ZM43 97H44V95H42ZM59 96V95H58ZM79 96V95H78ZM128 96V95H127ZM152 96V95H151ZM179 96V95H178ZM199 96V95H198ZM201 96V95H200ZM28 97V96H27ZM33 97H34V95H33ZM46 97V96H45ZM77 97V96H76ZM82 97V96H81ZM102 97V96H101ZM114 97V96H113ZM121 97H122V95H121ZM120 97V98H121ZM128 97H130V96H128ZM149 97V96H148ZM173 97H174V95H173ZM203 97H206V96H203ZM221 97V98H222ZM227 97V96H226ZM225 97V98H226ZM250 97V96H249ZM35 98V97H34ZM40 98V97H39ZM47 98V97H46ZM45 98V99H46ZM50 98H52L51 96H49V101H50ZM56 98V97H55ZM69 98V97H68ZM72 98H73V96H72ZM78 98V97H77ZM83 98V97H82ZM109 98V97H108ZM134 98V97H133ZM150 98V97H149ZM152 98V97H151ZM179 98V97H178ZM192 98L193 99H195L193 96H192ZM220 98V97H219ZM41 99V98H40ZM44 99V100H45ZM90 99V98H89ZM114 99V98H113ZM127 99V98H126ZM176 99H177V97H176ZM190 99V98H189ZM199 99V98H198ZM204 99V98H203ZM214 99V98H213ZM216 99V98H215ZM227 99V98H226ZM229 99V98H228ZM251 99V98H250ZM39 100V99H38ZM43 100V101H44ZM76 100V99H75ZM74 100V101H75ZM85 100V99H84ZM95 100V99H94ZM116 100V99H115ZM123 100V99H122ZM147 100V99H146ZM153 100V99H152ZM155 100V99H154ZM170 100V99H169ZM196 100H197V97H196ZM205 100V99H204ZM210 100V99H209ZM223 100H225V99H223ZM230 100V99H229ZM8 102V103H4V102ZM26 101H28L27 99H26ZM79 101H81V100H79ZM86 101V100H85ZM88 101V100H87ZM120 101V100H119ZM125 101V100H124ZM157 101V100H156ZM213 101V100H212ZM215 101V100H214ZM226 101V100H225ZM258 101H259V99H258ZM46 102V101H45ZM91 102V101H90ZM126 102H127V100H126ZM149 102V101H148ZM204 102V101H203ZM208 102V101H207ZM228 103H229V101H227ZM226 102V103H227ZM34 103V102H33ZM41 103V102H40ZM55 103V102H54ZM68 103V102H67ZM80 103H82V102H80ZM84 103V102H83ZM110 103V102H109ZM150 103V102H149ZM165 103V102H164ZM174 103V102H173ZM195 103H198V102H195ZM209 103V102H208ZM228 103H227V105H228ZM230 103H232V101L230 102ZM229 103V104H230ZM249 103V102H248ZM29 104V103H28ZM43 104V103H42ZM41 104V105H42ZM51 104V103H50ZM49 104V105H50ZM146 104V103H145ZM156 104V103H155ZM159 104V103H158ZM207 104V103H206ZM212 104V103H211ZM225 104V103H224ZM62 105V104H61ZM96 105V104H95ZM129 105V104H128ZM220 106L222 105V104H219ZM232 105V104H231ZM253 105V104H252ZM257 105V104H256ZM1 106V105H0ZM26 106V105H25ZM40 106V105H39ZM43 106V105H42ZM42 106H40V107H42ZM47 106V105H46ZM59 106V105H58ZM87 106V105H86ZM110 106H112V105H110ZM145 106V105H144ZM149 106V105H148ZM156 106V105H155ZM161 106V105H160ZM230 106V105H229ZM246 106V105H245ZM12 107V106H11ZM37 107V106H36ZM44 107H45V105H44ZM55 107V106H54ZM64 107H65V105H64ZM138 107V106H137ZM199 107V106H198ZM233 107V106H232ZM247 107V106H246ZM255 107V106H254ZM3 108V107H2ZM58 108V107H57ZM82 108V107H81ZM84 108V107H83ZM112 108V107H111ZM191 108V107H190ZM230 108V107H229ZM10 109V108H9ZM13 109V108H12ZM45 109V108H44ZM44 109H43V111H44ZM50 109V108H49ZM133 109H135V108H133ZM231 109V108H230ZM229 109V110H230ZM256 109V108H255ZM11 110V109H10ZM38 110V109H37ZM40 110V109H39ZM59 110V109H58ZM82 110V109H81ZM147 110V109H146ZM145 110V111H146ZM170 110V109H169ZM179 110V109H178ZM199 110V109H198ZM205 110V109H204ZM207 110V109H206ZM234 110H236V109H234ZM234 110H233V112H234ZM262 110V109H261ZM1 111V110H0ZM69 111H71V110H69ZM210 111V110H209ZM214 111V110H213ZM217 111H218V109H217ZM264 111V110H263ZM261 112V113H264V112ZM53 112V111H52ZM51 112V113H52ZM110 112V111H109ZM195 112V111H194ZM207 112V111H206ZM223 112V111H222ZM221 112V113H222ZM231 112V111H230ZM259 112V111H258ZM30 113V112H29ZM36 113H37V111H36ZM43 113V112H42ZM82 113V112H81ZM184 113V112H183ZM209 113V112H208ZM227 113V112H226ZM229 113V112H228ZM0 114H1V112H0ZM39 114H40V112H39ZM113 114V113H112ZM146 114V113H145ZM157 114H159V113H157ZM166 114V113H165ZM203 114V113H202ZM239 114V113H238ZM237 114V115H238ZM7 115H4L5 117L7 116ZM31 115V114H30ZM41 115V114H40ZM84 115H85V113H84ZM98 115V114H97ZM142 115V114H141ZM223 115V114H222ZM233 115V114H232ZM235 115V114H234ZM233 115V116H234ZM262 117H263V115L262 114H260ZM14 116H16V115H14ZM62 116V115H61ZM69 116V115H68ZM82 116V115H81ZM166 116V115H165ZM242 116H243V114L241 115V118H242ZM28 117V116H27ZM87 117V116H86ZM100 117V116H99ZM116 117V116H115ZM124 117V116H123ZM197 117V116H196ZM202 117V116H201ZM201 117H200V119H201ZM209 117H210V114H209ZM235 117V116H234ZM1 118V117H0ZM15 118V117H14ZM31 118H32V116H31ZM80 118V117H79ZM166 118V117H165ZM195 118V117H194ZM204 118H205V116H204ZM228 118H230V116L228 117ZM33 119V118H32ZM61 119V118H60ZM68 119V118H67ZM66 119V120H67ZM117 119V118H116ZM212 119V118H211ZM239 119V118H238ZM243 119H244V117H243ZM258 119V117L256 116V114H254L253 115V118L252 119H250V120H246L250 125H253V129H255V128H257L258 127V125H259V123L258 122H256V120ZM6 120V119H5ZM83 120V119H82ZM114 120H115V118H114ZM159 120V119H158ZM157 120V121H158ZM209 120V119H208ZM215 121H216V119H214ZM223 120H224V118H223ZM222 120V121H223ZM234 120V119H233ZM240 120V119H239ZM238 120V121H239ZM15 121V120H14ZM13 121V122H14ZM72 121V120H71ZM85 121V120H84ZM118 121V120H117ZM211 121V120H210ZM213 121V120H212ZM215 121H214V123H215ZM217 121H218V119H217ZM217 121H216V123H217ZM226 121V120H225ZM228 121V120H227ZM258 121V120H257ZM263 121V120H262ZM0 122H1V119H0ZM30 122V121H29ZM58 122V121H57ZM107 122V121H106ZM113 122V121H112ZM180 122V121H179ZM241 122V121H240ZM27 123V122H26ZM56 123V122H55ZM118 123V122H117ZM215 123V124H216ZM223 123V122H222ZM237 123V122H236ZM239 123V122H238ZM242 123V122H241ZM262 123V122H261ZM14 124L16 125V122H14ZM83 124V123H82ZM127 124V123H126ZM158 124V123H157ZM196 124V123H195ZM204 124H206V123H204ZM213 124V123H212ZM214 124V125H215ZM219 124H220V122H219ZM263 124V123H262ZM59 125V124H58ZM88 125V124H87ZM116 125V124H115ZM120 124H118V126H119ZM145 125V124H144ZM216 125H218V124H216ZM224 125V124H223ZM241 126H243L244 124H240ZM2 125H1V123H0V127H1ZM10 126V125H9ZM25 126V125H24ZM71 126V125H70ZM106 126V125H105ZM121 126V125H120ZM126 126V125H125ZM128 126V125H127ZM142 126V125H141ZM155 126V125H154ZM213 126V125H212ZM225 126V125H224ZM35 126L33 125H31V128H29V129H33ZM88 127V126H87ZM123 127H124V125H123ZM219 125H218V128L217 129H219ZM222 127V126H221ZM262 127H263V125H262ZM26 128H27V126H26ZM79 128V127H78ZM159 128V127H158ZM186 128H187V126H186ZM189 128V127H188ZM208 128V127H207ZM206 128V129H207ZM241 128V127H240ZM246 128V127H245ZM4 129V128H3ZM28 129V128H27ZM29 129H28V131H25L24 132V128L23 127H21V126H17V128L15 129V126H14V130H11V132H13V135L14 134H16V135H18L19 137H21V138H25L24 140H25V142H23L22 144L24 145V146H26L27 148H29V149H32V150H37L36 148H33L34 147V145H36L35 143L38 141V139L35 137H33L32 136V133H31V131H29ZM74 129V128H73ZM107 129V128H106ZM124 129H125V127H124ZM231 129V128H230ZM8 130H10V129H7L6 128V131H8ZM88 130V129H87ZM144 130V129H143ZM156 130V129H155ZM182 130H183V128H182ZM245 130V129H244ZM259 130V129H258ZM85 131V130H84ZM110 131V130H109ZM114 131V130H113ZM122 131H123V129H122ZM128 131V130H127ZM207 131V130H206ZM242 131H243V128H242ZM248 131H250V130H248ZM248 131H245V132H248ZM67 131L65 130V133H66ZM86 132V131H85ZM92 132V131H91ZM115 132V131H114ZM123 132H125V131H123ZM229 132V131H228ZM59 133V132H58ZM79 133H80V131H79ZM156 133V132H155ZM159 133V132H158ZM243 133V132H242ZM249 133H251V132H249ZM24 134H25V136H24ZM26 134H28V135H26ZM62 134V133H61ZM75 134V133H74ZM141 134V133H140ZM57 135V134H56ZM65 135V134H64ZM87 135V134H86ZM85 135V136H86ZM98 135H100V134H98ZM143 135V134H142ZM166 135V134H165ZM225 135V134H224ZM247 135V134H246ZM249 135V134H248ZM251 135H253L252 133H251ZM26 136H27V138H26ZM61 136V135H60ZM116 136V135H115ZM123 137L124 135H120V137ZM158 136V135H157ZM164 136V135H163ZM169 136V135H168ZM207 136V135H206ZM14 137V136H13ZM89 137V136H88ZM93 137V136H92ZM116 137H118V136H116ZM119 137V138H120ZM208 137V136H207ZM229 137V136H228ZM237 137V136H236ZM242 137V136H241ZM244 137V136H243ZM252 137V136H251ZM15 138V137H14ZM14 138H12V140L14 139ZM65 138V137H64ZM98 138V137H97ZM109 139L111 138V137H108ZM158 138H160V137H158ZM167 138V137H166ZM211 138V137H210ZM6 139V138H5ZM16 139V138H15ZM14 139V140H15ZM59 139V138H58ZM112 139V138H111ZM120 139H122V138H120ZM119 139V140H120ZM229 139H230V137H229ZM241 140H242V138H240ZM203 140V139H202ZM210 140V139H209ZM18 141H19V143H21L20 142V139H18ZM51 141V140H50ZM85 141V140H84ZM121 141V140H120ZM247 141V140H246ZM13 142V144L15 143L14 141H12ZM11 142V143H12ZM82 142V141H81ZM92 142V141H91ZM99 142V141H98ZM97 142V143H98ZM102 142V141H101ZM119 142V141H118ZM155 142V141H154ZM77 143V142H76ZM90 143V142H89ZM103 143V142H102ZM124 143V142H123ZM122 143V144H123ZM157 143V142H156ZM174 143V142H173ZM1 144V143H0ZM8 144H9V142H8ZM12 144V145H13ZM73 144V143H72ZM71 144V149H72V152L74 153L75 151H76V149H75V146L74 145H72ZM96 144V143H95ZM118 144V143H117ZM180 144V143H179ZM185 144V143H184ZM203 144V143H202ZM15 145V144H14ZM94 145V144H93ZM98 145H99V143H98ZM98 145H96V146H98ZM103 145V144H102ZM119 145H121V142H120V144ZM125 145V144H124ZM157 145V144H156ZM160 145V144H159ZM5 146V145H4ZM18 146V145H17ZM46 146V145H45ZM50 146V145H49ZM48 146V147H49ZM67 146V145H66ZM91 146V145H90ZM104 146V145H103ZM123 146V145H122ZM149 146V145H148ZM154 146V145H153ZM158 146V145H157ZM163 146V145H162ZM10 147L11 148H16V147H14V146H11L10 145ZM25 147V148H26ZM99 147V146H98ZM112 147V146H111ZM111 147H108L106 150H102L103 151V153H106V152H110V151H113V149L111 148ZM118 147V146H117ZM121 147V146H120ZM119 147V148H120ZM145 147V146H144ZM161 147V146H160ZM173 147V146H172ZM6 148V147H5ZM26 148V149H27ZM99 148H101V147H99ZM116 148V147H115ZM121 148H123V147H121ZM147 148V147H146ZM146 148L144 149V150H146ZM7 149V148H6ZM51 149V148H50ZM92 148L90 147L89 148V150H91ZM96 149H98V148H96ZM125 149V148H124ZM149 149V148H148ZM25 150V149H24ZM63 150V149H62ZM65 150H66V148H65ZM101 150V149H100ZM122 150V149H121ZM150 150V149H149ZM152 150V149H151ZM80 150H78V152H79ZM87 151V150H86ZM92 151V150H91ZM99 151V150H98ZM114 151H115V149H114ZM156 151H157V149H156ZM164 151V150H163ZM14 152H15V150H14ZM27 152H28V150H27ZM65 152V151H64ZM69 152H71V150L69 149ZM77 152V151H76ZM77 152V153H78ZM80 152H82L83 153V151H80ZM79 152V153H80ZM90 152V151H89ZM126 152V151H125ZM144 152V151H143ZM169 152V151H168ZM29 153V152H28ZM61 153H62V151H61ZM67 153V152H66ZM86 153V152H85ZM93 153V152H92ZM118 153V152H117ZM123 153H124V151H123ZM51 154V153H50ZM63 154V153H62ZM67 154H69V153H67ZM87 154V153H86ZM90 154V153H89ZM96 154V153H95ZM126 154V153H125ZM146 154V153H145ZM207 154V153H206ZM17 155V154H16ZM29 155V154H28ZM43 155V154H42ZM88 155V154H87ZM92 155V154H91ZM117 155V154H116ZM128 155V154H127ZM149 155V154H148ZM209 155H211V154H209ZM216 155V154H215ZM218 155V154H217ZM11 156V155H10ZM17 156H19V155H17ZM62 156V155H61ZM77 156V155H76ZM83 156H85V155H83ZM90 156V155H89ZM88 156V157H89ZM94 156V155H93ZM124 156H126V155H124ZM153 156V155H152ZM155 156V155H154ZM160 156H161V154H160ZM164 156V155H163ZM214 156V155H213ZM64 157H69V155L67 156V155H64L63 156V158ZM71 157V156H70ZM78 157V156H77ZM87 157V156H86ZM102 157V156H101ZM109 157V159H111L112 161L110 162V163H115L117 160H114V158H112V156L110 157V156H103L102 158L103 159H105V158H108ZM1 158V157H0ZM62 158V159H63ZM101 158V159H102ZM122 158V157H121ZM154 158V157H153ZM161 158V157H160ZM205 158V157H204ZM4 159V158H3ZM2 159V160H3ZM9 159V158H8ZM14 159V158H13ZM20 159H21V157H20ZM28 159H29V157H28ZM30 159L31 160H28V161H26V165H24V166H26L25 168H26V171L27 172H29L28 174L27 173H25L26 175H28V177H26V178H29V176L30 175H33L34 177L33 178H35V181L37 182L39 179H43V178H45L46 180H48L47 178H49V177H53V175H60L59 177L60 178H58V176H57V178L59 179V180H56L57 178L56 177H53V179L52 180H50L51 181V188H52V190H53V195H54V197H57V198H55V200H52V201H54L55 203H57V206H56V212H55V215H57L56 213H58V212H61L62 214H61V217H60V220H62V222H63V224L65 223V225L67 226V224H71V226L72 227H70V228H72V229H74V228H77V229H79L80 230V232H81V230H86L87 228H88V224H89V221L91 220V217H90V214H91V212H92V210L90 209V207H92V203L94 202L97 206V210H99L98 211V213L96 212V214H99V217H96L97 218V221H99L98 219H100L101 220V222H103V225L102 226H104V227H113V229L115 228V229H118V230H122V228H120L121 226L119 225H116L115 223H117L116 221H117V219L114 217V214L116 215V213L115 212H113L114 214L113 215H109L108 214V210H106V208H108L110 205V202H109V200H110V196L109 195H111V193H112V191H113V193H116L115 191H116V189H117V187H118V184H119V187L121 186L120 184L123 182V181H120V183H119V180H120V178H122L121 177V173H119L118 172V170L117 169H115L114 167H113V164H107V166H108V168L107 169H105L104 171H103V173L102 174H100V180H102V181H104V182H101V184L103 183V185H102V187H101V189L100 190H97V188L96 187H94L93 189L91 188V187H93L94 185H89L88 184V180L86 181V178H87V176H86V178H85V180L80 176V175H83L81 172H80V169H78L77 170V172L76 171H71V170H68V169H64L63 171H61L60 170V166L59 165H61V161H63L64 162V159L62 160L61 158L60 159H58L57 158V160H55V158H53L52 157V155H45V156H31L30 157ZM84 159V158H83ZM89 159V158H88ZM97 159V158H96ZM126 159V158H125ZM166 159V158H165ZM221 159V158H220ZM10 160V159H9ZM61 160V161H60ZM72 160H74V159H72ZM157 160H158V158H157ZM205 160V159H204ZM4 161V160H3ZM6 161V160H5ZM13 161V160H12ZM12 161H11V163H12ZM78 161V162H77ZM76 162H77V167H81V168H84V167H90V165L92 166V163L91 162H89L88 160V162L86 161V160H82V159H80V157H79V159L77 160ZM93 161H94V159H93ZM101 161V160H100ZM153 161V160H152ZM219 161V160H218ZM2 162V161H1ZM69 162V161H68ZM79 162H81V163H79ZM95 162V161H94ZM105 162V161H104ZM103 162V160H102V163H104ZM108 162H109V160H108ZM160 162V161H159ZM165 162V161H164ZM217 162V161H216ZM3 163V162H2ZM23 163H25V162H23ZM22 163V164H23ZM66 163V162H65ZM75 163V162H74ZM79 163V164H78ZM101 163V162H100ZM219 163V162H218ZM96 164H98L99 165V163H96ZM163 164V163H162ZM161 164V165H162ZM209 164V163H208ZM221 164V163H220ZM12 165V164H11ZM70 165V164H69ZM68 165V166H69ZM93 165H94V163H93ZM97 165V166H98ZM104 165V164H103ZM133 165V164H132ZM156 165H157V163H156ZM167 165V164H166ZM165 165V166H166ZM228 165V164H227ZM226 165V166H227ZM261 165H263V164H261ZM64 166V165H63ZM62 166V167H63ZM73 166V165H72ZM75 166V165H74ZM73 166V167H74ZM124 166V165H123ZM127 166H129V165H127ZM131 166V165H130ZM151 166V165H150ZM163 166H164V164H163ZM162 166V167H163ZM219 166V165H218ZM95 167V166H94ZM112 167V168H111ZM120 167H121V164H120ZM148 167V166H147ZM155 167V166H154ZM160 167V166H159ZM207 167V166H206ZM230 167V166H229ZM264 167V166H263ZM76 168V167H75ZM128 168V167H127ZM137 168V167H136ZM153 168V167H152ZM158 168V167H157ZM170 168V167H169ZM169 168H167V169H169ZM210 168V167H209ZM221 168V167H220ZM69 169H70V167H69ZM85 169V168H84ZM151 169V168H150ZM149 169V170H150ZM159 169V168H158ZM163 169V168H162ZM262 169H264V168H259V170H260V172L259 173H261V170ZM1 170V169H0ZM12 170V169H11ZM82 170V169H81ZM103 170V169H102ZM20 171V170H19ZM89 172H90V170H88ZM135 171V170H134ZM168 171H170V170H168ZM258 171V170H257ZM18 172V171H17ZM87 172V171H86ZM86 172H83V173H86ZM102 172V171H101ZM100 171H99V173H101ZM263 172V171H262ZM6 173V172H5ZM10 173V172H9ZM39 173L40 174H42V176H39ZM81 173V174H80ZM146 173V172H145ZM160 174V176L162 175V173H163V171H160V170H151V171H149V177H150V179H153V178H155V186L152 184V185H150V189H152L153 188V190H154V193H153V191L151 192V193H153L152 195H153V199H155V202L156 201H158L159 199H164V200H167V198H171L172 199V196H174V193H170V191L168 190V180L166 179V178H163V175H162V178L160 177V176H158L157 174ZM4 174V173H3ZM21 174V173H20ZM96 174V173H95ZM164 174H166V173H164ZM168 174V173H167ZM228 174V173H227ZM262 174V173H261ZM5 175V174H4ZM12 175V174H11ZM90 175H91V173L89 174V177H90ZM94 175V174H93ZM98 175V174H97ZM147 175V174H146ZM153 175V176H152ZM13 176V175H12ZM96 176V175H95ZM142 176V175H141ZM171 176V175H170ZM31 177V176H30ZM94 177V176H93ZM147 178H148V176H146ZM145 177V178H146ZM32 178V177H31ZM91 178V177H90ZM146 178V179H147ZM50 179V178H49ZM149 179V178H148ZM168 179H169V177H168ZM175 179V178H174ZM263 179V178H262ZM16 180V179H15ZM25 180H27V179H25ZM45 180V181H46ZM60 180H61V182H60ZM92 180V179H91ZM93 180H94V178H93ZM95 180H96V178H95ZM98 180V179H97ZM96 180V181H97ZM29 181H31L30 179H29ZM44 181V180H43ZM95 181V182H96ZM141 181H143L142 179H141ZM168 181V182H167ZM32 182V181H31ZM39 182V181H38ZM47 182V181H46ZM58 182H60V183H58ZM90 182V181H89ZM92 182V181H91ZM90 182V183H91ZM100 182V181H99ZM148 182V181H147ZM176 182V181H175ZM15 183V182H14ZM28 183V185L30 184L29 182H27ZM40 183V182H39ZM49 183V182H48ZM97 183H98V181H97ZM136 183V182H135ZM143 183V182H142ZM152 183H153V181H152ZM24 184V183H23ZM22 184V185H23ZM25 184H26V182H25ZM24 184V185H25ZM34 184V183H33ZM92 184V183H91ZM177 184V183H176ZM23 185V186H24ZM31 185V184H30ZM29 185V186H30ZM37 185V184H36ZM36 185H34L35 186V188H37L36 187ZM45 185V184H44ZM50 185V184H49ZM125 185V184H124ZM146 185H148V184H146ZM178 185H179V183H178ZM26 186V185H25ZM43 186V185H42ZM46 186V185H45ZM138 186V185H137ZM235 186V185H234ZM242 186V185H241ZM27 187V186H26ZM118 187V188H119ZM148 187V186H147ZM177 187V186H176ZM28 188V187H27ZM26 188V189H27ZM32 188V187H31ZM34 188V189H35ZM41 188V187H40ZM48 188V187H47ZM172 188V187H171ZM24 189V188H23ZM22 189V190H23ZM33 189V188H32ZM32 189H29L30 191H32L33 192V190ZM38 189V188H37ZM99 189V188H98ZM121 189V188H120ZM179 189V188H178ZM20 191V190H19ZM25 191V190H24ZM45 191H46V189H45ZM49 191V190H48ZM47 191V192H48ZM119 191V190H118ZM117 191V192H118ZM178 191H180V190H178ZM29 192V191H28ZM40 192V191H39ZM42 192V191H41ZM111 192V193H110ZM20 193V192H19ZM25 193H26V191H25ZM31 193V192H30ZM36 192H35V190H34V194H32V195H36L35 194ZM1 194V193H0ZM14 194V193H13ZM18 194V193H17ZM21 194V193H20ZM27 195L29 194V193H26ZM30 194V195H31ZM49 194V193H48ZM133 194V193H132ZM29 195V196H30ZM44 195V194H43ZM137 195H139L138 193H137ZM149 195H151V194H149ZM176 195V194H175ZM4 196V195H3ZM25 196V195H24ZM23 196V197H24ZM28 196V197H29ZM37 196V195H36ZM36 196H35V198H36ZM48 196V195H47ZM28 197H26V199L28 198ZM112 197V196H111ZM114 197H115V195H114ZM123 197V196H122ZM145 197V196H144ZM150 197V196H149ZM161 197H163V198H161ZM175 197V196H174ZM20 198H22V197H20ZM33 198V197H32ZM113 198V197H112ZM119 198V197H118ZM180 198V197H179ZM24 199V198H23ZM116 199V198H115ZM132 199V198H131ZM151 199V198H150ZM14 200V199H13ZM12 200V201H13ZM20 200V199H19ZM35 200V199H34ZM50 200V199H49ZM95 200V201H94ZM112 200H114V199H112ZM134 200V199H133ZM170 200V199H169ZM1 201V200H0ZM116 201V200H115ZM114 201V202H115ZM179 201V200H178ZM29 202L31 203V201L29 200ZM39 202V200H37V203ZM122 202V201H121ZM133 202V201H132ZM153 202H154V200H153ZM180 202V201H179ZM40 203V202H39ZM112 203V202H111ZM142 203V202H141ZM150 203V202H149ZM158 203H159V201H158ZM170 203V202H169ZM23 204V203H22ZM34 204V203H33ZM114 204H116V203H114ZM118 204V203H117ZM123 204V203H122ZM161 204V203H160ZM83 205V206H82ZM94 205V204H93ZM163 205V204H162ZM40 206V205H39ZM45 206V205H44ZM139 206V205H138ZM181 206V205H180ZM23 207V206H22ZM49 207V206H48ZM115 207V206H114ZM121 207V206H120ZM119 207V205H118V208H120ZM153 207V206H152ZM159 207V206H158ZM168 207V206H167ZM26 208V207H25ZM38 208V207H37ZM52 208V207H51ZM134 208V207H133ZM140 208V207H139ZM155 208H156V206H155ZM164 208V207H163ZM17 209V208H16ZM22 209V208H21ZM54 209V208H53ZM112 209V208H111ZM115 209L116 208H114V209H112V210H114L115 211ZM160 209V208H159ZM47 210V209H46ZM55 210V209H54ZM94 210H95V208H94ZM121 209H119V211H120ZM139 210V209H138ZM178 210V209H177ZM30 211V210H29ZM37 211V210H36ZM52 211V210H51ZM24 212V211H23ZM35 212V211H34ZM95 212V211H94ZM93 212V213H94ZM144 212V211H143ZM149 212H150V210H149ZM154 212V211H153ZM162 212V211H161ZM165 212V211H164ZM179 212V211H178ZM182 212V211H181ZM253 212V211H252ZM29 213V212H28ZM119 213V212H118ZM121 213V212H120ZM245 213H246V211H245ZM54 214V213H53ZM111 214V213H110ZM124 214V213H123ZM130 214H132V213H130ZM137 213H135V215H136ZM155 214V213H154ZM36 215H37V213H36ZM48 215V214H47ZM95 215V214H94ZM119 215V214H118ZM121 215V214H120ZM158 215V214H157ZM164 215V214H163ZM168 215V214H167ZM245 215V214H244ZM254 215V214H253ZM252 215V216H253ZM21 216V215H20ZM44 216H45V214H44ZM141 216V215H140ZM143 216V215H142ZM30 217V216H29ZM32 217V216H31ZM48 217V216H47ZM94 217V216H93ZM122 217V216H121ZM6 218V217H5ZM17 218V217H16ZM62 218V219H61ZM133 218V217H132ZM152 218V217H151ZM254 218V217H253ZM12 219V218H11ZM21 219V218H20ZM119 219H121V218H119ZM140 219V218H139ZM165 219V218H164ZM170 219V218H169ZM22 220V219H21ZM55 220V219H54ZM125 220V219H124ZM142 220H143V218H142ZM158 220V219H157ZM119 221V220H118ZM122 221H123V219H122ZM130 221V220H129ZM141 221V220H140ZM139 221V222H140ZM146 221V220H145ZM47 222H48V220H47ZM126 222V221H125ZM136 223L137 224V222L135 221V222H133V221H130L128 224H130V223ZM147 222V221H146ZM145 222V223H146ZM157 222V221H156ZM9 223V222H8ZM13 223V222H12ZM20 223H22L21 221H20ZM19 223V224H20ZM24 223H25V220H24ZM26 223H27V221H26ZM96 223V222H95ZM98 223H100V222H98ZM141 223V222H140ZM144 223V222H143ZM148 223V222H147ZM146 223V224H147ZM23 224V223H22ZM22 224H21V227H22ZM38 224H39V222H38ZM118 224H121V223H119L118 222ZM125 224V223H124ZM127 223L125 224L126 226L128 225ZM139 224V223H138ZM142 224V223H141ZM145 224V225H146ZM26 225V224H25ZM36 225V224H35ZM113 225V226H112ZM163 225H164V223H163ZM19 226V225H18ZM24 226V225H23ZM38 226V225H37ZM45 226V225H44ZM66 226H64V227H66ZM69 226V225H68ZM132 226H133V228H134V225L132 224ZM131 226V227H132ZM136 226V225H135ZM140 226V225H139ZM138 226V227H139ZM149 226V225H148ZM157 226V225H156ZM127 227H129V225L127 226ZM143 227V226H142ZM147 227V226H146ZM31 228V227H30ZM37 228H39V226L37 227ZM103 228V227H102ZM148 228V227H147ZM24 229V228H23ZM72 229H69V230H72ZM129 230L130 229H132V228H128ZM136 229H137V227H136ZM69 230H67L68 232H69ZM101 230V229H100ZM134 230V229H133ZM142 232L144 233V229L142 228ZM16 231H18V230H16ZM65 231V230H64ZM93 231V230H92ZM112 231H114V230H112ZM137 231V230H136ZM136 231H135V233H136ZM35 232H38V231H35ZM102 232H104V231H102ZM117 232V231H116ZM129 232V231H128ZM130 232H131V230H130ZM129 232V233H130ZM134 232V231H133ZM146 232V231H145ZM148 232V231H147ZM146 232V233H147ZM105 233V232H104ZM135 233H134V236H133V238L136 236L135 235ZM138 233H139V235H142V234H140V232L138 231ZM138 233H136V234H138ZM145 233V234H146ZM168 233V232H167ZM243 233V232H242ZM254 233V232H253ZM35 234H37V233H35ZM80 234V233H79ZM148 234V233H147ZM150 234V233H149ZM235 234H236V232H235ZM244 234V233H243ZM261 234V233H260ZM56 235V234H55ZM60 235V234H59ZM69 235H70V233H69ZM68 235V236H69ZM89 235V234H88ZM110 235V234H109ZM117 235V234H116ZM115 235V236H116ZM131 235V234H130ZM132 235H133V233H132ZM155 235H156V233H155ZM169 235V234H168ZM36 237L38 236V235H35ZM35 236H34V238H35ZM54 236V235H53ZM68 236L66 237V239L68 240ZM71 236V235H70ZM81 236V235H80ZM103 236V235H102ZM138 236V235H137ZM143 236V235H142ZM151 236V235H150ZM159 236V235H158ZM157 236V237H158ZM165 236V235H164ZM33 237V236H32ZM42 237V236H41ZM60 237V236H59ZM84 237V236H83ZM89 237V236H88ZM95 237H97V236H95ZM99 237V236H98ZM105 238H106V236H104ZM117 237V236H116ZM140 237V236H139ZM145 237H147V235L145 236ZM25 238V237H24ZM85 238V237H84ZM84 238H83V241L81 240V242H85L84 241ZM132 238V237H131ZM143 238H144V236H143ZM151 238V237H150ZM229 238V237H228ZM50 239H51V237H50ZM65 239V240H66ZM72 239H73V237H72ZM90 239V238H89ZM102 239H103V237H102ZM113 239H114V237H113ZM18 240V239H17ZM53 240V239H52ZM56 241H57V239H55ZM60 240H62L61 238H60ZM64 240V239H63ZM66 240V241H67ZM95 240V239H94ZM109 240V239H108ZM136 240L137 239H135V242H136ZM141 240V239H140ZM144 240H145V238H144ZM147 241L149 240V238L148 239H146ZM168 240V239H167ZM226 240V239H225ZM69 241V240H68ZM75 241V240H74ZM90 241V240H89ZM104 241V240H103ZM132 241V240H131ZM139 241V240H138ZM142 241V240H141ZM156 241V240H155ZM52 242V241H51ZM50 242V243H51ZM92 242V241H91ZM106 244H107V242L106 241H104ZM112 241H110V243H111ZM134 242V243H135ZM150 242V241H149ZM149 242H148V244H149ZM153 242V241H152ZM164 242V241H163ZM33 243H34V241H33ZM54 243V242H53ZM68 243V242H67ZM70 243V242H69ZM79 243V242H78ZM113 243V242H112ZM138 243V242H137ZM143 243H147V242H143L142 241V244ZM238 243V242H237ZM57 244V243H56ZM76 244V243H75ZM153 244V243H152ZM64 245V244H63ZM102 245H103V243H102ZM112 245V244H111ZM145 245H147V244H145ZM150 245V244H149ZM156 245V244H155ZM227 245V244H226ZM50 246V245H49ZM81 246H82V244H81ZM137 246V245H136ZM68 247V246H67ZM145 247V246H144ZM230 247V246H229ZM247 247V246H246ZM63 248H64V246H63ZM77 248V247H76ZM105 248V247H104ZM111 248V247H110ZM133 248V247H132ZM142 248V247H141ZM159 248V247H158ZM239 248V247H238ZM35 249V248H34ZM79 249V248H78ZM77 249V250H78ZM84 249V248H83ZM151 249V248H150ZM30 250V249H29ZM56 250H58V246H57V249ZM65 250V249H64ZM236 250V249H235ZM31 251V250H30ZM81 251V250H80ZM85 251V250H84ZM104 251H106V249L104 250ZM123 251V250H122ZM149 251V250H148ZM162 251V250H161ZM229 251V250H228ZM243 251V250H242ZM54 252H56V251H54ZM58 252V251H57ZM73 252V251H72ZM125 252V251H124ZM147 252V251H146ZM66 253V252H65ZM83 253V252H82ZM137 253H140V252H137ZM144 253V252H143ZM170 253V252H169ZM56 254V253H55ZM61 254H62V250H61ZM77 254V253H76ZM75 254V255H76ZM87 254V253H86ZM105 254H106V252H105ZM111 254V253H110ZM116 253H114V255H115ZM145 254V253H144ZM143 254V255H144ZM163 254V253H162ZM256 254V253H255ZM19 255V254H18ZM46 255H47V253H46ZM57 255V254H56ZM71 255H73V253L71 254ZM84 255H85V252H84ZM83 255V256H84ZM126 255V254H125ZM142 255V254H141ZM154 255H156V254H154ZM171 255V254H170ZM246 255V254H245ZM15 256V255H14ZM64 256V255H63ZM107 256H108V254H107ZM117 256V255H116ZM132 256V255H131ZM163 256V255H162ZM57 257V256H56ZM65 257V256H64ZM67 257H69V256H67ZM66 257V258H67ZM71 257H73V256H71ZM87 257V256H86ZM242 257V256H241ZM246 257V256H245ZM263 257V256H262ZM19 258V257H18ZM46 258L48 259V257L46 256ZM84 258V257H83ZM89 258V257H88ZM93 258V257H92ZM60 259V258H59ZM134 259V258H133ZM30 260V259H29ZM98 260V259H97ZM127 260V259H126ZM131 260V259H130ZM149 260V259H148ZM261 260V259H260ZM39 261V260H38ZM92 261V260H91ZM124 261V260H123ZM132 261V260H131ZM46 262H48V261H46ZM56 262V261H55ZM73 261H71V263H72ZM97 262V264H98V261H96ZM24 263V262H23ZM49 263V262H48ZM76 263H78V262H76ZM80 263V262H79ZM88 263V262H87ZM120 263V262H119ZM154 263V262H153ZM158 263H160L161 264V262H158ZM32 264H33V262H32ZM43 264H44V262H43ZM47 264V263H46ZM57 264V263H56ZM75 264V263H74ZM85 264V263H84ZM94 264V263H93ZM126 264V263H125ZM135 264V263H134ZM136 264H138V263H136ZM163 264V263H162ZM171 264V263H170Z\"/></svg>", "mask_w": 264, "mask_h": 264}]
</instances>
